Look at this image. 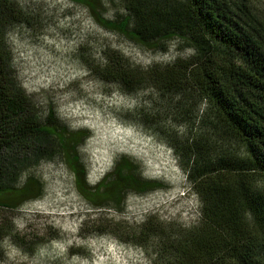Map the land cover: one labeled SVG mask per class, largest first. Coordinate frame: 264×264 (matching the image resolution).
Masks as SVG:
<instances>
[{
    "label": "rangeland",
    "instance_id": "obj_1",
    "mask_svg": "<svg viewBox=\"0 0 264 264\" xmlns=\"http://www.w3.org/2000/svg\"><path fill=\"white\" fill-rule=\"evenodd\" d=\"M14 1L22 13L8 27L5 43L15 80L35 119L43 123L52 109L68 127L89 130L79 150L89 180L102 177L115 155L124 154L138 162L142 176L163 180L167 187L129 193L123 210L92 211L76 192L65 163L54 152L45 154L20 175L21 179L34 175L41 182V195L17 207H0L4 233L0 264L174 262L178 241L200 216V201L188 188L177 147L201 145L210 159L219 154L244 156L245 149L192 88L149 85L125 92L99 78L92 66L107 63V48L121 52L132 64L148 67L186 57L190 47L179 38L167 43V51L142 46L101 27L86 7L71 0ZM101 2L109 19L117 12L126 14L122 0ZM249 2L264 21V0ZM89 213L112 220L120 237L82 235L81 223ZM150 215L162 222L161 227L147 240L140 239L143 247L129 244L131 231ZM53 228L61 235L47 240ZM75 251L77 255L71 254Z\"/></svg>",
    "mask_w": 264,
    "mask_h": 264
},
{
    "label": "trees",
    "instance_id": "obj_2",
    "mask_svg": "<svg viewBox=\"0 0 264 264\" xmlns=\"http://www.w3.org/2000/svg\"><path fill=\"white\" fill-rule=\"evenodd\" d=\"M71 1L86 7L101 27L142 46L167 51V43L177 38L187 44L188 56L148 67L107 48V63L92 66V72L125 92L149 85L192 88L245 149L244 156L219 154L210 159L201 145L177 147L188 188L199 198L200 216L178 241V258L161 264H264V21L249 0H122L126 14L117 12L112 19L104 15L101 0ZM21 13L14 0H0V96L25 100L5 101V111L21 114L24 120L14 124L16 134L7 133L0 140V207H17L41 195V182L31 173L21 179V171L53 152L72 172L76 192L92 211L123 210L129 193L167 187L163 180L142 176L138 162L124 154L98 181L89 180L79 152L89 130L68 127L52 109L43 123L35 119L15 80L5 43L8 27ZM101 214H86L82 235L120 237L112 220ZM161 225L150 215L131 231L127 242L143 247L140 239L147 240ZM50 233L47 240L58 238L61 230Z\"/></svg>",
    "mask_w": 264,
    "mask_h": 264
},
{
    "label": "flooded vegetation",
    "instance_id": "obj_3",
    "mask_svg": "<svg viewBox=\"0 0 264 264\" xmlns=\"http://www.w3.org/2000/svg\"><path fill=\"white\" fill-rule=\"evenodd\" d=\"M22 99L23 98L19 96H0V140L3 137V135H6L7 133L12 132L16 134L17 127L14 126V124H18L19 121L24 120V117L21 118V114L14 113L12 112V110L10 111L11 113L8 114V112L5 111V109L8 108V105L5 101L10 102L11 100H15V103L18 102L25 103V100ZM17 108H18V104L16 106V109Z\"/></svg>",
    "mask_w": 264,
    "mask_h": 264
},
{
    "label": "clouds",
    "instance_id": "obj_4",
    "mask_svg": "<svg viewBox=\"0 0 264 264\" xmlns=\"http://www.w3.org/2000/svg\"><path fill=\"white\" fill-rule=\"evenodd\" d=\"M120 155L121 154H117V155H115L114 159L112 158L113 160L110 162V166L108 167L109 169L107 170V172L112 169L114 162L120 157ZM98 180H99V178L96 179V181H98Z\"/></svg>",
    "mask_w": 264,
    "mask_h": 264
}]
</instances>
